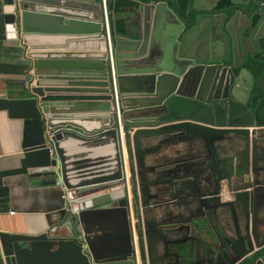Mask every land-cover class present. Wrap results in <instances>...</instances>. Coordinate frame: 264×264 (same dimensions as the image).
Segmentation results:
<instances>
[{"label":"water","instance_id":"water-1","mask_svg":"<svg viewBox=\"0 0 264 264\" xmlns=\"http://www.w3.org/2000/svg\"><path fill=\"white\" fill-rule=\"evenodd\" d=\"M131 1L135 33L130 23L106 29L97 0H0V37L28 48L27 84L18 96L0 93V109L22 121L17 163L0 167V211L9 208L11 177L62 185L47 229L0 231L4 263L53 264L56 246L65 264H136L132 211L142 264H264V125L168 112L176 96L212 105L264 94V68L255 78L244 65L261 46L264 0ZM122 143L130 198L120 187ZM152 147L163 152L157 179L144 169ZM114 229L117 243L103 247L99 237Z\"/></svg>","mask_w":264,"mask_h":264},{"label":"crops","instance_id":"crops-1","mask_svg":"<svg viewBox=\"0 0 264 264\" xmlns=\"http://www.w3.org/2000/svg\"><path fill=\"white\" fill-rule=\"evenodd\" d=\"M97 1L101 5L100 17L103 19L102 0ZM115 1L117 0H112V3ZM198 1L201 5H208L209 3H211V0ZM134 6L135 3L131 0H128L127 4L120 5L117 10H114L113 8H106L110 28L112 24L115 23V20L118 19L123 22V28H125L127 24L130 23L131 32H137V21L132 14V7ZM3 32L4 28L2 26L0 34H2ZM154 44L159 48L163 47V38L160 36L159 32H157V35L155 36ZM9 46L19 47V52L16 53L15 51L8 49L7 47ZM27 50V46H24L22 41H19L18 39L0 37V63L7 65V69L0 71V93H6V95L9 97L18 96L21 93L20 88L21 86L25 85V81L27 80L25 74L26 67L24 63ZM238 55L241 56V53H239ZM18 60L24 64V71L22 73L15 72V69L12 65ZM74 97L85 98L86 96L79 94L75 95ZM92 97L100 98L101 96L95 95ZM234 105L244 106L243 103L233 98V107ZM243 110L244 113H246L248 116V119L246 121H239L240 118L237 115L238 113L233 112L235 111L233 108L232 112L228 113V115L226 116L225 121L222 122L223 124L219 123L217 125H245L252 124L253 121H255L257 125H264V123L260 124L256 121L251 110L242 108V111ZM21 127V119L9 117L6 109H0V167H11L13 165H16ZM90 154L98 156L100 152L97 151ZM56 180L60 181V177H57ZM8 196V210L0 211V231L37 233L39 231L47 229V221L45 217L46 211L52 210L61 205L62 185L61 183L57 184L56 182L54 184L33 185L31 184V178L27 175L22 174L10 178ZM138 212L140 215L139 220H142L141 213L140 211ZM131 213L132 222L135 224V215L132 211ZM150 215H152V213L146 211V217H149ZM67 232L68 229H65L63 233ZM93 233H97L98 235L101 234V232L97 229H95ZM135 234L136 233L133 231L134 236H136ZM117 235L118 232L116 229H114L113 234H111V232H106L104 235L99 237L100 244L103 247L113 248L114 244L117 243ZM57 255L60 254H58V249L56 246H53L48 250L47 256L53 257V261L55 262L53 264H65V260L60 259V256ZM0 264H5L1 250ZM32 264H38V260L36 259V261Z\"/></svg>","mask_w":264,"mask_h":264},{"label":"trees","instance_id":"trees-1","mask_svg":"<svg viewBox=\"0 0 264 264\" xmlns=\"http://www.w3.org/2000/svg\"><path fill=\"white\" fill-rule=\"evenodd\" d=\"M128 0H117L112 3V0H106V8L117 10L120 5L127 4ZM115 25L118 30H123V22L116 19ZM2 14L0 13V31L2 29ZM260 40V48L255 50L254 52H250L246 55L244 65L253 73L254 77H258L261 70L264 68V36L259 38ZM10 50L19 52V47L17 46H9L7 47ZM15 72L22 73L24 71V64L19 60L12 64ZM6 64L0 63V71L7 69ZM171 109L170 117L174 118H196L200 120H206L208 122H213L211 118H199L196 115V111L199 108L207 109V105L201 103L196 100H192L190 98L176 96L173 97L169 103ZM246 106V107H245ZM245 106L235 105L234 108L238 112H242V108L249 109L253 112L254 117L257 122L260 124L264 123V94L260 93L258 88L252 89L250 95L248 97V101ZM223 122V121H222ZM221 122V123H222ZM223 124V123H222Z\"/></svg>","mask_w":264,"mask_h":264},{"label":"flooded vegetation","instance_id":"flooded-vegetation-1","mask_svg":"<svg viewBox=\"0 0 264 264\" xmlns=\"http://www.w3.org/2000/svg\"><path fill=\"white\" fill-rule=\"evenodd\" d=\"M192 100H195V99H192ZM196 101H198V100H196ZM211 101H212V105H210L206 102L199 101L201 103L206 104L208 108L207 109H202V108L197 109L196 115L199 118H204V119L211 118L213 120V122H210V123H213V124H219L222 121H225L228 113L232 112V110L234 108L233 107V97H227L226 99L217 97V98H212ZM244 106H245V104H244ZM168 108H169L168 112L171 114V109H170L169 104H168ZM234 110L235 111H233V112L238 113L237 115L240 118L239 121L244 122L248 119V116L246 113H244V110L242 112L236 111L235 108H234ZM193 119H196V118H193ZM197 120H200V119H197ZM201 121L208 122L206 120H201ZM148 147H150V146H148ZM232 153H233V151L229 150V151L219 155L221 158L219 160V163L220 164H221V162H223L225 164L229 163V156ZM129 156H132L131 148L129 149ZM162 157H163V152L159 151L158 149H155V147H152V150L149 151L148 154H146V157H145L146 167H144V169H145V172L148 175L149 179H157L160 176L161 173L159 170H160L161 166L157 167V165L162 163V161L164 160ZM169 159H171V158H169ZM217 159H219V158H217L214 155V157L211 159H208V161L210 162V164H211V162H213L215 164ZM222 175H223V172H222ZM145 178L144 177L142 178L144 182H145ZM221 183H222V186H224V182L222 181ZM224 197H227V196H224Z\"/></svg>","mask_w":264,"mask_h":264},{"label":"built area","instance_id":"built-area-1","mask_svg":"<svg viewBox=\"0 0 264 264\" xmlns=\"http://www.w3.org/2000/svg\"><path fill=\"white\" fill-rule=\"evenodd\" d=\"M102 11H103V24L106 27V29L108 28V24H109V20H108V13H107V9H106V5L104 3V0H102ZM107 38H108V34H107ZM109 58L111 59V52L109 51ZM112 69V68H111ZM25 84H27V81H25ZM101 98V97H100ZM100 98H96V97H89V100H98ZM122 162H123V168H124V172H123V179L120 181V187L125 189V193L126 196L128 198L131 197L132 192L130 189V185H129V166H128V156H127V152L125 149L124 144L122 143ZM56 183L59 184L60 181L56 180ZM130 223L132 226V235H133V231L134 230V223L132 222V213L130 212ZM136 233V232H135ZM136 236L133 235V253L134 256L136 258V264H142V262L140 261V251H139V243H138V237L137 234H135Z\"/></svg>","mask_w":264,"mask_h":264},{"label":"rangeland","instance_id":"rangeland-1","mask_svg":"<svg viewBox=\"0 0 264 264\" xmlns=\"http://www.w3.org/2000/svg\"><path fill=\"white\" fill-rule=\"evenodd\" d=\"M23 44L27 46V43H26V41H24V43H23Z\"/></svg>","mask_w":264,"mask_h":264},{"label":"bare ground","instance_id":"bare-ground-1","mask_svg":"<svg viewBox=\"0 0 264 264\" xmlns=\"http://www.w3.org/2000/svg\"><path fill=\"white\" fill-rule=\"evenodd\" d=\"M31 40H34V38H30Z\"/></svg>","mask_w":264,"mask_h":264}]
</instances>
